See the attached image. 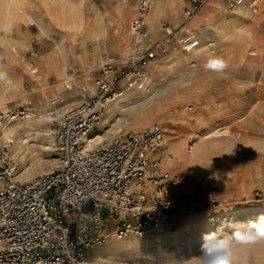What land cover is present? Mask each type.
<instances>
[{
  "label": "rangeland",
  "instance_id": "374dc122",
  "mask_svg": "<svg viewBox=\"0 0 264 264\" xmlns=\"http://www.w3.org/2000/svg\"><path fill=\"white\" fill-rule=\"evenodd\" d=\"M144 1L0 0V70L23 83L6 108L9 115L19 113L20 118L33 114L36 125L30 140L34 152L26 159L27 164L35 160L36 169L27 170L20 181H29L28 175L44 174L43 168L53 166L54 171L59 166L53 137H46L39 127L45 123L52 130L57 119L91 95L82 88L70 104L56 109L50 102L59 96V88L70 91V86L65 88L69 80L68 85L88 83L96 91L104 54L122 66L134 43L132 23ZM179 3L178 10L168 8L160 19L156 39L149 34L152 44L148 47L152 48L162 44L166 25L172 26L175 38L168 55L153 62L151 71L149 68L152 85L135 89L148 90L145 101L123 102L113 126L103 134L107 135L103 143L130 131L162 126L166 131L164 156L174 157L180 143L187 153L188 145V155L172 162L175 172L164 169L195 181L200 190H207V197L216 193L222 213L198 222L187 216L165 226L163 233L143 239H113L88 252L84 264H185L191 256L199 255L206 234L230 235L264 215V0H245L235 8L224 0H214L191 20L185 13L192 4L188 0ZM147 28L148 24L145 34ZM201 30L204 32L197 36L194 50L182 51L187 40L193 39L190 33L198 35ZM102 32V39L96 40ZM11 35L20 40L8 45L6 37ZM127 35L131 38L126 45L122 38ZM213 58L222 60L226 68L206 69L205 64ZM26 62L39 69L40 78L31 76ZM0 114L5 122L6 115ZM183 114L192 115L194 124H185ZM4 145L8 142L1 140L0 147ZM14 148L20 172L22 160ZM185 168L197 177H186ZM246 264H264V245L250 246Z\"/></svg>",
  "mask_w": 264,
  "mask_h": 264
},
{
  "label": "built area",
  "instance_id": "2783aa9c",
  "mask_svg": "<svg viewBox=\"0 0 264 264\" xmlns=\"http://www.w3.org/2000/svg\"><path fill=\"white\" fill-rule=\"evenodd\" d=\"M188 1L191 20L214 0ZM224 1L230 8L245 3ZM147 8L143 2L132 23L134 43L122 66L104 54L95 93L53 123L56 170L20 181L13 143L0 147V264H84L109 237L143 239L220 205L216 193L207 197L195 181L162 167L166 131L158 124L85 148L109 107L126 91L143 89L152 63L168 55L175 32L166 25L162 44L148 47ZM187 43V50L197 45Z\"/></svg>",
  "mask_w": 264,
  "mask_h": 264
},
{
  "label": "bare ground",
  "instance_id": "6f19581e",
  "mask_svg": "<svg viewBox=\"0 0 264 264\" xmlns=\"http://www.w3.org/2000/svg\"><path fill=\"white\" fill-rule=\"evenodd\" d=\"M144 2L148 3V11H147V14H146L147 16H146V20H145V22H147V24H148L147 33H146L148 35V39L147 38L146 39L148 40L147 41L148 45H151L152 42L150 40L149 34L151 35L152 40H155L156 38H154V35H156V33L158 31V26H159L160 19L167 13V9L168 8H170L172 12H175L176 9L178 10V7H179L180 3H179V0H145ZM242 12H244V11H242ZM129 16H130V14H129ZM148 29H149L150 33L148 32ZM203 32L204 31L201 30V32L198 35H196L194 33H190L189 37L191 39L193 38L194 41L195 40L197 41V38H198L197 36L203 34ZM103 36H104V32L99 33V34H97L95 36V39L100 41ZM130 38H131L130 35L123 36V38H122L123 44L127 45L128 43H130ZM185 38H186V36H185ZM6 40H7V44L9 45V44L12 43L13 40H20V39L17 36L14 37V36L11 35L10 37H6ZM121 45H122V43H121ZM199 45H200V43H199ZM12 47H13L14 52L15 51L18 52L17 48L14 47V45H12ZM186 49L187 48H182L181 50L184 51ZM192 50H194V49L192 48L188 52L190 53ZM188 52H187V54H188ZM174 54H176V53H174ZM174 56H176V55H174ZM25 67H26L27 70L31 71V76L33 78H40V75H37V73L39 72V69L35 68L34 64H32L31 62H26ZM151 69H152V67L150 68V71H151ZM161 70L162 69L159 70L160 73L162 72ZM46 71H47V69H46ZM86 80L90 81L91 77L88 76ZM69 81H67V87H65V88L68 89V86H70L71 87L70 91H66V90L64 91V90H62V88H59V90H60L59 96H57L54 99L55 102H53V103L50 102L49 106L58 109L61 106V104L62 105L64 103L70 104L72 102V100H74L75 98H78L80 96V94H81L80 90L82 88H84L85 90L90 91V95L91 96L95 92L94 91L95 87L91 86L88 83H86V85L80 86L77 83V81H76V83L74 84L75 86H73V84L72 85H68ZM153 81H154V78H149L147 84L151 86ZM21 83H22L21 79L14 78L13 76H11L8 73L7 70H5V69H1L0 70V112L2 111L3 114L6 115V121L2 122L1 114H0V141L1 140H6L8 143L12 142L13 145L15 146V148H16V149L14 148V150H16L17 154L20 155V158L22 160L23 170H21L20 172L18 171V175L16 176L17 179H21L22 176L25 174V172L27 170L35 167V160H33V159H31V161L29 160L30 161L29 164H27L28 161L26 162L27 157H29V155L33 154V152H34V151H31L30 140L32 138L31 135L33 134V132L35 130V127H36V125H35V123L33 121V117H35V116L33 114H28V115L26 114L27 116H24V117L20 118V115H18L19 113L18 114L9 115V111L6 108L7 104H8V100L11 99L10 97L12 95L17 93V91L19 90L18 88L21 86ZM145 89H147V88L145 87ZM143 90H144V88H143ZM146 91H143V92H142V90L139 91V92L137 90L126 91L124 93L123 97L118 102H116L113 105H111V107H109V109H108V113L105 116L103 122L94 130V135H92L93 138H91V139H89L87 141V145L85 146V148L86 149H92L93 147L103 143L104 139L107 137V135H103V134H104V132H105V130L107 128L109 129V127L113 126V120H115L117 118L116 113H117V111H119V109H121V107H122L121 104L123 102H126L128 104L129 103L132 104L136 100H137V102L145 101V99H146L145 97H147L146 93H148V90H146ZM188 109L189 110H194V108H192L191 106H189ZM193 118L194 117L192 115L183 114L181 119L184 120L185 124L190 126V125H192V123L194 124ZM194 120L196 122V118ZM39 123H41V122H39ZM39 128L41 129V131H43V133L45 134L46 137H49V138L51 137L52 138V130L45 123H44V125H41ZM116 132L118 134H121L122 133V129L120 128V129L116 130ZM183 146H184V144H182V143H180L177 146V150H176L175 154L173 155L174 157L171 158L170 156H164L163 163H162V167L163 168H165L168 171L175 172V170L172 169V162L181 159L185 155H188V145H187V150H186L187 153L184 152ZM165 147H166V145H165ZM175 164H177V163H175ZM35 169H36V167H35ZM42 170L45 171L44 173H46V171H52L53 170V166H49L46 169L43 168ZM179 172H181V171H179ZM184 174L186 175V177H189V178L190 177H192V178H194V177L196 178L197 177V174H191L188 168L187 169L185 168ZM26 179L30 180V179H32V176L28 175V176H26ZM198 180H199V178H198ZM200 181L204 184V186L207 187L206 183L203 180H200ZM221 207L222 206L218 207L213 213L205 212V213H202L200 215H196L197 217L196 216H192V217H194V219L197 220V222L198 221H206V220H208L210 218H214V216L221 215V213H222L221 212ZM165 226H168V225H163L160 229L156 230L153 234L158 235V234L163 233L164 232V228H167ZM113 239L114 238H110L109 237L107 239L106 243H109Z\"/></svg>",
  "mask_w": 264,
  "mask_h": 264
},
{
  "label": "clouds",
  "instance_id": "9594fccd",
  "mask_svg": "<svg viewBox=\"0 0 264 264\" xmlns=\"http://www.w3.org/2000/svg\"><path fill=\"white\" fill-rule=\"evenodd\" d=\"M221 65L216 68L213 65ZM205 68L223 70L226 64L220 59H210ZM199 255L191 256L185 264H246L250 246L264 245V215L258 222L250 221L246 227L232 234L209 233L203 237Z\"/></svg>",
  "mask_w": 264,
  "mask_h": 264
},
{
  "label": "snow or ice",
  "instance_id": "6c2138e0",
  "mask_svg": "<svg viewBox=\"0 0 264 264\" xmlns=\"http://www.w3.org/2000/svg\"><path fill=\"white\" fill-rule=\"evenodd\" d=\"M213 67H216V68H219V67H222L221 65H213Z\"/></svg>",
  "mask_w": 264,
  "mask_h": 264
}]
</instances>
